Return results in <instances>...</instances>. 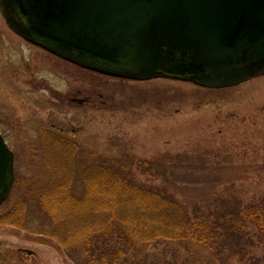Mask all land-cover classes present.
I'll use <instances>...</instances> for the list:
<instances>
[{
  "label": "rangeland",
  "instance_id": "obj_1",
  "mask_svg": "<svg viewBox=\"0 0 264 264\" xmlns=\"http://www.w3.org/2000/svg\"><path fill=\"white\" fill-rule=\"evenodd\" d=\"M0 134L14 154L15 176L0 205V264H74L58 252L55 240L42 236L62 234L42 195L54 198L61 188L63 196L74 191L79 199L90 187L82 177L101 171L103 161L203 155L226 167L218 191L239 201L240 211L264 199V76L222 90L165 79H115L27 43L1 14ZM132 174L147 182L139 171ZM62 211L52 207V214L68 221ZM241 234L214 250L191 239L150 244L115 264H264L257 222L247 220Z\"/></svg>",
  "mask_w": 264,
  "mask_h": 264
},
{
  "label": "water",
  "instance_id": "obj_2",
  "mask_svg": "<svg viewBox=\"0 0 264 264\" xmlns=\"http://www.w3.org/2000/svg\"><path fill=\"white\" fill-rule=\"evenodd\" d=\"M7 27L77 67L228 89L264 76V0H0ZM0 135V205L14 181Z\"/></svg>",
  "mask_w": 264,
  "mask_h": 264
},
{
  "label": "trees",
  "instance_id": "obj_3",
  "mask_svg": "<svg viewBox=\"0 0 264 264\" xmlns=\"http://www.w3.org/2000/svg\"><path fill=\"white\" fill-rule=\"evenodd\" d=\"M73 153L75 150L69 155L75 156ZM103 162L101 171L86 172L82 177L90 187L79 199L73 190L63 196L61 188L54 198L42 195L53 227L64 234L56 238L46 232L42 236L55 240L58 252L74 264H115L141 247L160 242L191 239L212 250L218 245L226 248L231 239L242 238L247 220L257 222L264 236V199L240 211L239 201H231L218 191L227 175L226 167L207 156L163 154L150 161ZM132 169L147 182L136 181ZM57 206L64 208L60 213L69 215V222L59 213L52 214V207ZM69 235L83 237L74 241Z\"/></svg>",
  "mask_w": 264,
  "mask_h": 264
}]
</instances>
